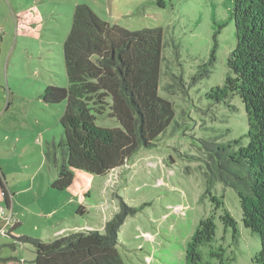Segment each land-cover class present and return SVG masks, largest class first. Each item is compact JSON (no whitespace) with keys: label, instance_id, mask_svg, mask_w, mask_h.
<instances>
[{"label":"rangeland","instance_id":"rangeland-1","mask_svg":"<svg viewBox=\"0 0 264 264\" xmlns=\"http://www.w3.org/2000/svg\"><path fill=\"white\" fill-rule=\"evenodd\" d=\"M78 3L129 30L162 29L157 90L174 115L153 145L141 146L114 171L98 176L75 169L70 185L57 190L64 102L45 103L39 95L47 85L67 84L62 46ZM231 7V0H164L163 6L156 0H0V264H34L27 238H53L73 225L102 231L118 211V250L126 264H184L186 244L207 216L216 225L212 242L200 247L209 264H220L209 256L218 246L226 264H258L259 237L243 224L236 189L220 177L219 154L226 153L220 146L233 152L248 141L244 104L238 94L220 101L208 96L229 71ZM214 20L227 23L212 60ZM108 110L95 123L120 126ZM213 196L222 201L218 207ZM224 209L237 221L235 237L220 218Z\"/></svg>","mask_w":264,"mask_h":264},{"label":"trees","instance_id":"trees-1","mask_svg":"<svg viewBox=\"0 0 264 264\" xmlns=\"http://www.w3.org/2000/svg\"><path fill=\"white\" fill-rule=\"evenodd\" d=\"M156 2L163 6L164 0ZM231 5L228 19L234 22L235 45L227 57L229 71L208 96L220 101L238 94L244 104L248 141L233 152L226 150L230 145L220 146L226 152L219 154L225 163L220 177L236 189L243 224L260 241L253 260L264 264V0H231ZM226 23L213 22L212 60L217 35ZM161 50L160 27L129 30L109 23L86 3L74 6L62 46L67 84L47 85L39 95L45 103L64 102L58 143L62 163L52 182L54 189L69 186L75 169L105 176L141 146L154 144L174 115L170 100L157 90ZM106 108L120 126L95 123ZM212 199L217 207L222 203ZM122 214L115 213L102 231L83 228L53 238H27L34 246V264H126L118 250ZM220 218L235 237V218L227 209ZM215 227L213 216L199 220L186 244L184 264H209L200 247L212 242ZM223 252L218 246L209 250V256L226 264Z\"/></svg>","mask_w":264,"mask_h":264},{"label":"crops","instance_id":"crops-1","mask_svg":"<svg viewBox=\"0 0 264 264\" xmlns=\"http://www.w3.org/2000/svg\"><path fill=\"white\" fill-rule=\"evenodd\" d=\"M64 228H66V227H64ZM63 228V229H64ZM68 229H70V230H68V231H75V230H77V228H75V226L73 225L72 227H67ZM71 228H73V229H71ZM92 228V226L91 227H88L87 229H91ZM63 229H61V230H58L60 233H61V231L63 230ZM81 229H83V228H81ZM84 229H85V227H84ZM68 231H66V232H68ZM57 233V234H60V233ZM53 233H55V232H53ZM56 235V234H55Z\"/></svg>","mask_w":264,"mask_h":264}]
</instances>
